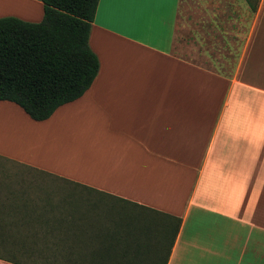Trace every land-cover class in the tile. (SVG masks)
Here are the masks:
<instances>
[{
	"label": "crops",
	"instance_id": "crops-1",
	"mask_svg": "<svg viewBox=\"0 0 264 264\" xmlns=\"http://www.w3.org/2000/svg\"><path fill=\"white\" fill-rule=\"evenodd\" d=\"M179 3L99 0L89 45L100 65L89 89L42 121L0 100V218L43 219L16 208L27 202L72 206L77 234L98 248L114 228L89 221L124 199L181 218L167 264H264V62L253 52L264 48V0L226 75L175 51ZM3 16L37 22L43 4L0 0ZM236 109L247 110L233 146L246 152L243 165L231 162L240 148L209 145Z\"/></svg>",
	"mask_w": 264,
	"mask_h": 264
},
{
	"label": "trees",
	"instance_id": "trees-1",
	"mask_svg": "<svg viewBox=\"0 0 264 264\" xmlns=\"http://www.w3.org/2000/svg\"><path fill=\"white\" fill-rule=\"evenodd\" d=\"M98 1L41 0L43 17L37 22L0 17V100L42 121L89 89L100 65L89 45ZM258 1L245 0L252 12ZM31 205L16 208L54 217L0 218L1 259L15 264H167L181 225L180 217L123 199L104 205L97 220L89 221L114 228L100 237L98 248H89L87 234L76 232L72 206Z\"/></svg>",
	"mask_w": 264,
	"mask_h": 264
},
{
	"label": "rangeland",
	"instance_id": "rangeland-1",
	"mask_svg": "<svg viewBox=\"0 0 264 264\" xmlns=\"http://www.w3.org/2000/svg\"><path fill=\"white\" fill-rule=\"evenodd\" d=\"M201 1L204 6L200 4ZM232 2L234 3L233 16L230 10L231 6H233ZM205 3L206 1L204 0H180L177 10L175 51L195 63L210 67L214 71L225 73V75L231 74L242 52L249 25L253 20V12L245 0H208V9ZM185 40L187 45H184ZM253 50L254 56L257 57L258 61L264 62V48ZM229 111L230 113L224 117L223 128L220 130L222 133L217 134L215 142L214 140L210 142V138L207 140V144L210 142L209 145L213 147V152L215 153L219 148H225L234 152L237 148H240L236 145L233 149L237 122L238 134H243L247 131L246 122H242L239 126V119H247V110L240 109V111H238L236 109L235 112L234 110ZM232 119L234 122H232ZM239 130L241 133H239ZM230 142L231 144H229ZM242 146L243 145H241V147ZM240 149L241 153L239 155L237 154L233 157L231 153L228 157L232 156L231 160L234 158V161H231L234 162V164L239 163L243 165L247 163V155L242 148ZM215 157L216 155L213 153L207 156L210 161H212V159L214 160ZM203 158L204 155L201 156V159ZM50 179H53V177H42L39 180L44 181ZM34 184H36V182L32 181L29 187ZM10 185L12 187L17 186L14 181L13 184ZM24 186H26V182H24ZM32 188L33 187H30V189ZM46 198L52 197L48 195ZM42 204H39L38 207L41 208L40 205ZM26 206L32 207L30 202H27ZM51 217H54L52 212H50V215L44 213L42 216L45 221L51 219ZM13 229H15V227H13ZM16 229H18V227H16ZM20 230L30 231L25 228ZM15 256L20 260H25V257ZM25 261L31 262L29 259Z\"/></svg>",
	"mask_w": 264,
	"mask_h": 264
}]
</instances>
